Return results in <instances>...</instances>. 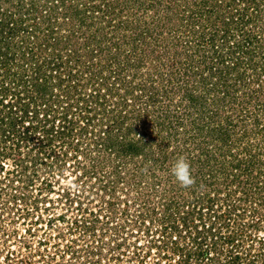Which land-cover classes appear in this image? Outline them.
I'll use <instances>...</instances> for the list:
<instances>
[{
    "label": "rangeland",
    "instance_id": "1",
    "mask_svg": "<svg viewBox=\"0 0 264 264\" xmlns=\"http://www.w3.org/2000/svg\"><path fill=\"white\" fill-rule=\"evenodd\" d=\"M0 264H264V0H0Z\"/></svg>",
    "mask_w": 264,
    "mask_h": 264
},
{
    "label": "clouds",
    "instance_id": "2",
    "mask_svg": "<svg viewBox=\"0 0 264 264\" xmlns=\"http://www.w3.org/2000/svg\"><path fill=\"white\" fill-rule=\"evenodd\" d=\"M178 185L183 189H190L196 185L190 162L185 156H180L170 169Z\"/></svg>",
    "mask_w": 264,
    "mask_h": 264
}]
</instances>
